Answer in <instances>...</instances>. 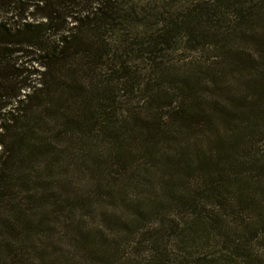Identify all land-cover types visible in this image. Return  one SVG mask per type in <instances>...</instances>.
<instances>
[{"label":"trees","instance_id":"trees-1","mask_svg":"<svg viewBox=\"0 0 264 264\" xmlns=\"http://www.w3.org/2000/svg\"><path fill=\"white\" fill-rule=\"evenodd\" d=\"M0 264H264V0H0Z\"/></svg>","mask_w":264,"mask_h":264},{"label":"rangeland","instance_id":"rangeland-1","mask_svg":"<svg viewBox=\"0 0 264 264\" xmlns=\"http://www.w3.org/2000/svg\"><path fill=\"white\" fill-rule=\"evenodd\" d=\"M191 54V53H190Z\"/></svg>","mask_w":264,"mask_h":264}]
</instances>
